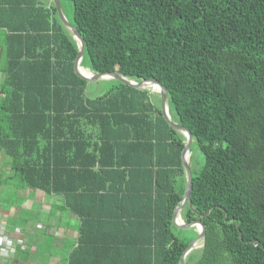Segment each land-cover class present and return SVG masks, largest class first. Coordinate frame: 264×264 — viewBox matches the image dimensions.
<instances>
[{
  "label": "trees",
  "instance_id": "obj_1",
  "mask_svg": "<svg viewBox=\"0 0 264 264\" xmlns=\"http://www.w3.org/2000/svg\"><path fill=\"white\" fill-rule=\"evenodd\" d=\"M68 1L81 64L158 79L193 133L202 164L191 152L181 215L206 235L185 264H264V0ZM0 28V150L23 185L61 198L54 213L79 217L62 264H180L198 231L173 223L186 138L160 94L117 79L88 97L53 0H0Z\"/></svg>",
  "mask_w": 264,
  "mask_h": 264
},
{
  "label": "crops",
  "instance_id": "obj_2",
  "mask_svg": "<svg viewBox=\"0 0 264 264\" xmlns=\"http://www.w3.org/2000/svg\"><path fill=\"white\" fill-rule=\"evenodd\" d=\"M1 44L0 56L5 43ZM3 69L0 67V77ZM7 186L10 188L6 189ZM6 191L9 193L6 194ZM60 199L42 189L23 185L11 170L7 154L0 150V239L4 235L0 243L6 245L3 241L10 240L11 247L15 249H0V264H43L45 261L39 255V245L43 246L42 252H47L49 246L65 249L67 243L68 249L73 248L78 237L80 219L73 212L67 211L60 215H57L59 211L54 213V207ZM60 216L63 225L58 222ZM42 231L47 232L51 240L41 242ZM15 253L19 255L18 258H14ZM51 259L56 261L55 257Z\"/></svg>",
  "mask_w": 264,
  "mask_h": 264
},
{
  "label": "water",
  "instance_id": "obj_3",
  "mask_svg": "<svg viewBox=\"0 0 264 264\" xmlns=\"http://www.w3.org/2000/svg\"><path fill=\"white\" fill-rule=\"evenodd\" d=\"M58 15L63 22V24L71 31L73 34L74 39L77 41L78 46H79V52L75 60V71L76 73L86 79L87 81H94V80H99L101 78H116L124 83H127L131 86L134 87H139V88H148V85H153L154 89L156 92H158L161 96V111L166 119V121L176 130L180 131L182 134H184L186 138V144L185 148L183 149L182 152V162L184 164V167L186 169V174H187V186L184 192V196L182 200L180 201L179 205L175 208L174 214H173V223L181 228H189V227H198L199 231L197 236L188 244V246L185 248V250L182 253L181 259H180V264H185L186 256L194 249L196 248V243L200 240L203 241L206 235V227L205 224L202 220H193L191 222H186L184 219L182 220V215L181 211L184 208V206L187 204V202H190L191 204V194H192V188H193V171H192V166L191 162L186 156L188 151L190 150V147L193 142V133L189 128H187L184 125L178 124L175 120L172 119L170 110H169V105H168V92L166 87L162 84L161 81L155 78H143L139 81L129 78L125 75H122L120 72L117 71H106V72H94L92 71L89 67L81 65V61L84 56V50H85V39L82 36L81 32L78 30V28L71 23V21L68 19V17L65 15L63 8H62V3L61 0H53ZM1 50V48H0ZM81 68L87 69V71L84 73ZM182 220V222H181ZM200 247V245H199Z\"/></svg>",
  "mask_w": 264,
  "mask_h": 264
},
{
  "label": "rangeland",
  "instance_id": "obj_4",
  "mask_svg": "<svg viewBox=\"0 0 264 264\" xmlns=\"http://www.w3.org/2000/svg\"><path fill=\"white\" fill-rule=\"evenodd\" d=\"M71 7H72L71 3L68 0H63L62 1V8H63V11H64L65 15L68 17V19H72L73 12H72V8ZM5 32L7 33L5 28H0V43H2V44H3V42H5V35H6ZM6 63H7V57H6L5 53H3L0 56V67L4 68ZM5 77H6V73L3 72V74L0 77V85L4 81ZM116 80H117L116 78H107V79L101 78L99 80L88 81L87 87H86V95L88 97H90V98L100 96L106 90H108L113 84H115L117 82ZM152 91L156 92V90H153V89H152ZM154 98H155V96H154ZM157 104L161 107V103L159 101H158ZM192 154H194V165H195L194 168H196L199 165H201L202 162H200L201 161V158H200L201 156L198 154V151H197V149L194 146L192 148ZM8 188H10V187L7 186L6 189H8ZM8 193L9 192L6 191V194H8ZM60 214H62V213H59L57 215H60ZM58 218H59V220H58L59 224L63 225V223H64L63 222V218L61 216L58 217ZM185 229H188V228H185ZM194 229H195V227H193V226L189 227V230H188L189 233L188 234H189L190 238H191L192 234H194ZM195 230L199 231L198 227H196ZM3 237H4V235H3ZM49 240H51V236L49 234H47V232H45V231L40 232V241L41 242L49 241ZM7 247H6V249H7ZM42 247L43 246L39 245V251H41L39 255L45 261L43 264H62V259L66 256V253L68 251L67 248L69 247V243H67V247L65 249H56L54 247L49 246V247L46 248L47 252H42L43 251ZM12 249H14V248H12ZM13 251H15V249ZM17 253L20 254L18 251H17ZM18 256L19 255H16V253L14 254V258L15 257L18 258ZM51 257H55L56 261H54V260L52 261ZM36 258H37V256H36ZM12 264H15V263H12Z\"/></svg>",
  "mask_w": 264,
  "mask_h": 264
},
{
  "label": "bare ground",
  "instance_id": "obj_5",
  "mask_svg": "<svg viewBox=\"0 0 264 264\" xmlns=\"http://www.w3.org/2000/svg\"><path fill=\"white\" fill-rule=\"evenodd\" d=\"M81 65H82V64H81ZM81 69H82V71H83L84 73L87 71V69H85V68H81ZM148 88L151 89V90H152V89L155 90L153 85H148ZM191 152H192V151H191V148H190V150L188 151V153H187V155H186V156L188 157L189 160H191V159H190ZM181 219L183 220V217H182ZM182 220H181V222H182ZM201 244H202V240L198 241V242L196 243V246L199 247V245L201 246Z\"/></svg>",
  "mask_w": 264,
  "mask_h": 264
},
{
  "label": "built area",
  "instance_id": "obj_6",
  "mask_svg": "<svg viewBox=\"0 0 264 264\" xmlns=\"http://www.w3.org/2000/svg\"><path fill=\"white\" fill-rule=\"evenodd\" d=\"M2 236L3 235H1V239L0 240H3L4 238H2ZM3 242H6L7 244L6 245H2L1 243H0V249H4V248H6L7 246V250H10V248L12 249V247H11V241L10 240H4ZM2 242V243H3ZM9 242V243H8ZM2 251V250H1Z\"/></svg>",
  "mask_w": 264,
  "mask_h": 264
}]
</instances>
